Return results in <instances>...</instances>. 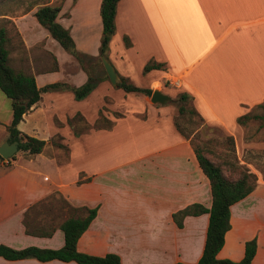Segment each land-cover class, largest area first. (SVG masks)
<instances>
[{
  "label": "crops",
  "instance_id": "crops-1",
  "mask_svg": "<svg viewBox=\"0 0 264 264\" xmlns=\"http://www.w3.org/2000/svg\"><path fill=\"white\" fill-rule=\"evenodd\" d=\"M55 3L61 5L56 21L89 56L83 64L38 23V5L0 13L9 66L33 75L39 87L65 84L43 91L17 125L21 133L44 140L43 150L18 151L8 166L0 161V243L15 249L61 247L58 226L51 236H35L25 233L23 224L28 207L57 192L72 207L97 208L77 240L78 251L115 253L122 264H195L209 214L187 215L177 227L172 213L192 203L209 207L211 191L190 141L174 125L177 108L166 105L168 100L153 103L140 92L138 104L128 106L135 92L123 91L105 76L85 98L75 99L70 88L85 83L100 58L101 0L43 2ZM107 59L117 81L124 76L152 92L154 82L164 86L178 79L172 90L189 95L205 123L232 133L242 125L237 117L264 102V0H119ZM151 61L161 66L144 71ZM116 95L124 106L115 104ZM103 106L111 126L94 128ZM79 115L89 127L74 134ZM11 119V100L0 90V145L11 142ZM254 173L255 188L230 206L219 259L241 260L245 242L255 238L251 264H264V178ZM64 218L56 217L55 224ZM0 264L78 263L0 256Z\"/></svg>",
  "mask_w": 264,
  "mask_h": 264
},
{
  "label": "trees",
  "instance_id": "trees-1",
  "mask_svg": "<svg viewBox=\"0 0 264 264\" xmlns=\"http://www.w3.org/2000/svg\"><path fill=\"white\" fill-rule=\"evenodd\" d=\"M118 1L119 0H101L100 3L99 14L102 22V34L100 37L99 55L105 56L106 58L109 42L112 35L115 33V13ZM34 5H38L34 12V16L38 23L44 27L51 37L67 52L83 64L85 58H89V56L76 49L68 29L64 28L56 21L57 14L61 8L60 3L39 4L35 2L30 5L28 9ZM8 42L7 29L3 24H0V90L11 100L12 111L11 123L7 127L9 131V140L11 142L17 140L18 151L26 155L37 154L43 150L46 142L42 139L21 133L17 125L23 119V115L41 98V93L43 91L58 90L64 88L65 84L55 82L39 87L33 75L14 70L8 64ZM124 42L125 45L130 44L127 36H124ZM160 66L161 64L151 61L144 66V71L159 68ZM99 80L100 77H94L89 74L87 81L81 86L70 88L74 98L77 100L85 98ZM116 87L121 88L125 92H140L148 96L152 94L151 89L140 88L124 76H119ZM189 101H191L189 95L186 93L179 94L177 115L174 118V125L177 131L190 141L198 164L209 180L211 205L205 207L200 203H192L172 213V219L177 227H182V221L187 215L209 214L203 251L195 264H251V260L256 251L255 238L245 242L244 255L239 261L219 259L217 258V253L222 248L225 233L230 228V206L246 197L255 188L257 176L247 166L240 164L237 160L234 153L235 147L232 135H227L225 137L224 141L226 146L218 150L216 154L210 146L205 145L207 144L206 142H202L204 145L201 144V141H198V143L196 142L195 129L186 131L181 127L182 121L190 122L191 114L197 115L199 119L203 121V118L195 110L193 105L190 104V106H188ZM254 108L262 109L261 113H245L237 117V122L239 124H245L247 120L254 118L259 121L260 126H264V102L255 105ZM102 121L104 123L103 125L101 123ZM110 126L111 121L102 116L99 117L93 125L94 128H108ZM88 127L89 126L85 124L83 129L86 130ZM85 130H79L73 125L74 134H79V132ZM13 157L14 155L10 158ZM10 158L4 159L0 156L1 160H8L7 166L9 165ZM78 182L81 181L78 180ZM55 195H58L59 198L62 199L63 205L70 206L73 212L82 214L67 216L60 221L58 225L54 222L50 224L42 223L31 217L32 213L35 215L41 214V209L38 208L41 207L45 209L48 201L47 198L55 197ZM61 208H64V206H61ZM96 210V207H72L59 193H52L45 199L31 205L25 211L23 217L25 233L35 236H51L55 227L58 226L63 232L64 244L56 249L42 248L33 245L15 249L0 243V256L9 260L35 258L39 261H49L53 259L65 262L75 261L78 264H122L119 256L115 253H106L103 256H97L77 250V240L95 217Z\"/></svg>",
  "mask_w": 264,
  "mask_h": 264
},
{
  "label": "rangeland",
  "instance_id": "rangeland-1",
  "mask_svg": "<svg viewBox=\"0 0 264 264\" xmlns=\"http://www.w3.org/2000/svg\"><path fill=\"white\" fill-rule=\"evenodd\" d=\"M45 1L46 0H0V13L5 12L7 10L17 9L19 7H26V5L29 4L32 5L33 2L41 4ZM2 23L3 22H0V24ZM88 61L87 64H89ZM94 66L95 68L94 73H92V76H106L100 58L97 59L96 62L94 61ZM152 86L155 87V89L170 96V99L167 101L166 105H173L175 108H177L179 94L177 95V92H175V90H172L173 87H170L172 85L165 83L163 86L158 82H154ZM136 93L138 92L129 94L132 101L128 102V106H135L138 104V100H136L135 97L139 96V94ZM121 100L124 101L119 95H116L115 104L117 106H124L125 104L120 105ZM190 104H192L191 101H189L188 106H190ZM130 109L134 108H125V110ZM107 110L108 109L106 108V106H103V108L99 111L100 116L105 117V114H109ZM248 111L250 112V114H255L261 113L262 109L250 107L247 112ZM79 119L80 120L76 118L74 119V121H78L77 128L79 130H85L83 129L85 127V124L83 123L85 120L81 115ZM101 123L102 125L104 124L103 121ZM181 125V127H183L186 131L195 129L194 133H196V142L198 143V141H201L202 145H204L202 142H206L207 144L205 145L210 146L211 149L216 152V154L218 153V150L226 146V143L224 141L225 137L227 135H232L235 147L234 153L239 163L247 166L251 171L256 172L261 178H264V126H260L259 121L257 119L250 118L245 124L237 125V127L232 131V133L227 132L219 126L207 124L204 122V120L201 121L199 117L195 114H191L190 122L182 121ZM80 147L82 152L86 150L85 143H81ZM0 161L2 160L0 159ZM5 166H7V164H5ZM47 200L48 201L46 203L45 209L41 207L38 208L41 209V214L35 215L34 213H32L31 217L35 218V220L40 221L42 223L50 224L52 222H56V217L63 218V216L67 217L70 215L82 214L78 212H73L70 209V206L68 207L63 205V201L59 198L58 195H55V197L47 198ZM61 206H64V208H61Z\"/></svg>",
  "mask_w": 264,
  "mask_h": 264
},
{
  "label": "water",
  "instance_id": "water-1",
  "mask_svg": "<svg viewBox=\"0 0 264 264\" xmlns=\"http://www.w3.org/2000/svg\"><path fill=\"white\" fill-rule=\"evenodd\" d=\"M100 60L109 81L113 85H115L117 83V72L115 71L113 65L105 56H100ZM169 99L170 97L168 95L161 93L159 90H154L150 98L151 102L153 103H163L164 101ZM17 151V140H14L12 142H4L0 145V156L4 159L12 157Z\"/></svg>",
  "mask_w": 264,
  "mask_h": 264
},
{
  "label": "built area",
  "instance_id": "built-area-1",
  "mask_svg": "<svg viewBox=\"0 0 264 264\" xmlns=\"http://www.w3.org/2000/svg\"><path fill=\"white\" fill-rule=\"evenodd\" d=\"M171 85H173V86H179V80L178 79H173L171 81ZM5 162H6V164L8 163L7 160H5Z\"/></svg>",
  "mask_w": 264,
  "mask_h": 264
}]
</instances>
